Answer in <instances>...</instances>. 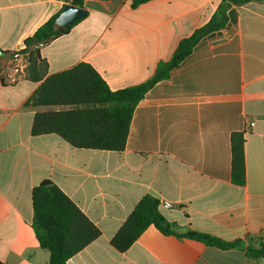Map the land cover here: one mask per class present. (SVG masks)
<instances>
[{
  "label": "crops",
  "instance_id": "crops-1",
  "mask_svg": "<svg viewBox=\"0 0 264 264\" xmlns=\"http://www.w3.org/2000/svg\"><path fill=\"white\" fill-rule=\"evenodd\" d=\"M72 1L0 0V50H23ZM222 1L154 0L133 8L131 0H85V17L40 54L49 75L86 63L112 91L139 85ZM228 17L224 29L203 38L147 92L123 152L76 149L55 134L33 135L37 113L63 108L26 105L40 83L26 78L8 85L0 78L1 263L49 264L33 229L32 192L51 180L101 231L68 264H264L238 249L164 235L153 225L124 253L111 245L147 195L172 205L160 212L180 234L264 244V3L233 7ZM234 133L245 139L244 186L231 178Z\"/></svg>",
  "mask_w": 264,
  "mask_h": 264
},
{
  "label": "trees",
  "instance_id": "trees-1",
  "mask_svg": "<svg viewBox=\"0 0 264 264\" xmlns=\"http://www.w3.org/2000/svg\"><path fill=\"white\" fill-rule=\"evenodd\" d=\"M154 0H131L132 7ZM85 0H73L82 8ZM264 0H223L210 21L183 39L172 58L160 62L155 75L145 83L112 91L99 73L89 64L80 63L72 69L49 75V65L41 57V47L68 34L80 20L66 27H56L61 14L53 16L35 34L26 39L29 67L27 79L40 83L26 105L33 107H62L58 111L37 113L33 122L35 136L55 134L76 149L123 152L129 135L135 108L158 82L170 73L205 37L224 29L233 7ZM14 53V52H13ZM7 53L6 59L13 57ZM3 60L0 58V61ZM231 178L236 185L246 184L245 139L242 133L231 137ZM33 229L41 248L50 253L49 264H68L70 258L97 240L101 231L79 207L51 180L43 181L32 192ZM160 201L144 196L111 239L112 247L120 253L128 251L138 238L155 226L164 235L186 237L220 249H238L249 259L264 258V244L246 245L244 240L232 242L197 232L178 233V225L168 221L160 212ZM0 264H3L0 262Z\"/></svg>",
  "mask_w": 264,
  "mask_h": 264
},
{
  "label": "built area",
  "instance_id": "built-area-1",
  "mask_svg": "<svg viewBox=\"0 0 264 264\" xmlns=\"http://www.w3.org/2000/svg\"><path fill=\"white\" fill-rule=\"evenodd\" d=\"M25 49L26 47L21 51L14 52L13 57L10 59L1 58L3 60L0 61V78L8 85H17L27 77L29 60L27 55L22 53ZM252 126L253 123H248L245 132H248ZM160 206L167 209L172 208V205L168 202H164Z\"/></svg>",
  "mask_w": 264,
  "mask_h": 264
},
{
  "label": "water",
  "instance_id": "water-1",
  "mask_svg": "<svg viewBox=\"0 0 264 264\" xmlns=\"http://www.w3.org/2000/svg\"><path fill=\"white\" fill-rule=\"evenodd\" d=\"M86 11L83 8L72 5L66 6L55 21L56 27H66L85 17ZM7 53L0 50V57L5 58Z\"/></svg>",
  "mask_w": 264,
  "mask_h": 264
}]
</instances>
